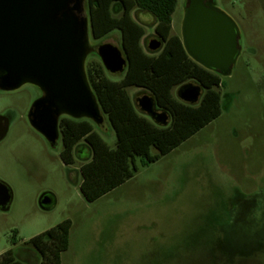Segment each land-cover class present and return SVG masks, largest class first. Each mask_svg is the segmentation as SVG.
I'll use <instances>...</instances> for the list:
<instances>
[{"label": "rangeland", "instance_id": "rangeland-1", "mask_svg": "<svg viewBox=\"0 0 264 264\" xmlns=\"http://www.w3.org/2000/svg\"><path fill=\"white\" fill-rule=\"evenodd\" d=\"M186 1L177 0L172 16L171 35L180 38ZM212 1L239 33L231 73L219 76L220 116L148 167L136 159V174L94 202L79 190V168L90 159L85 144L80 142L73 163L64 165L61 139L53 146L29 123L41 91L30 84L0 90V117L8 121L0 140V183L11 194L8 210L0 211V256L11 250L19 262L39 264L26 243L69 220V246L60 264H264V0ZM111 12L119 17L120 5L113 4ZM83 16L88 19L86 0ZM131 17L144 28L143 51L158 54L162 46L147 47L157 39L154 18L138 9ZM88 42L93 51L85 59V74L102 65L99 45L121 51L117 30L98 40L89 31ZM106 76L119 81L123 74ZM179 87L172 90L177 100ZM126 91L142 114L137 99L150 94L134 87ZM102 116L103 125L94 130L114 148V130ZM42 196L52 200L47 209L39 207Z\"/></svg>", "mask_w": 264, "mask_h": 264}, {"label": "trees", "instance_id": "trees-1", "mask_svg": "<svg viewBox=\"0 0 264 264\" xmlns=\"http://www.w3.org/2000/svg\"><path fill=\"white\" fill-rule=\"evenodd\" d=\"M121 7L119 17L111 12L113 4ZM90 33L94 40L119 31L121 49L127 67L119 81H111L102 65L88 67L86 77L98 102L114 130V148H109L86 119L68 117L59 122L64 165L74 161V149L83 142L90 159L79 168L80 193L87 202H94L130 180L137 172L136 159L148 167L180 146L220 116V78L193 62L185 53L181 38L171 35L172 16L177 0H86ZM134 9L150 14L155 20L154 34L162 42L156 55L143 51L144 28L134 21ZM189 81L203 90L198 105H187L172 95V90ZM140 88L154 99L156 108L170 121L165 127L156 125L139 114L126 91ZM155 153L151 154V150ZM71 223L64 220L32 237L26 243L38 255L39 264H60V254L68 249ZM16 241L13 242L15 244ZM0 264H23L12 251L0 256Z\"/></svg>", "mask_w": 264, "mask_h": 264}, {"label": "water", "instance_id": "water-1", "mask_svg": "<svg viewBox=\"0 0 264 264\" xmlns=\"http://www.w3.org/2000/svg\"><path fill=\"white\" fill-rule=\"evenodd\" d=\"M84 2L0 0V90L14 91L30 84L41 91L28 119L51 145L59 138L61 116L86 119L97 127L104 122L84 69L85 59L93 51L88 42L90 24L83 16ZM238 39L235 23L215 8L212 0L186 1L181 41L197 65L221 77L229 76L240 52ZM160 46L153 40L148 48L157 51ZM96 54L108 74L125 72L127 61L115 46L99 45ZM201 92L200 86L187 83L179 87L177 97L184 104L195 105ZM137 106L156 125H167L168 115L156 108L151 96L137 99ZM6 132V127L0 130V140ZM10 201V190L0 183V211H7ZM38 204L47 209L52 200L42 196Z\"/></svg>", "mask_w": 264, "mask_h": 264}, {"label": "flooded vegetation", "instance_id": "flooded-vegetation-1", "mask_svg": "<svg viewBox=\"0 0 264 264\" xmlns=\"http://www.w3.org/2000/svg\"><path fill=\"white\" fill-rule=\"evenodd\" d=\"M153 40H157V41H159L160 43H161V46H162V42L160 41V40H158V38L157 39H153ZM153 40H151V41H153ZM150 41V42H151ZM149 42V43H150ZM149 43H148V45H147V47L149 46ZM160 46V47H161ZM121 52H122V54H123V56H124V58H125V54H124V52L122 51V49H121ZM126 59V58H125ZM42 94V93H41ZM32 110V107L30 108V110H29V113H30V111ZM29 113H28V116H29ZM66 116H61L60 118H59V122H60V120L62 119V118H65ZM1 119H0V130H2V128H4V127H6V129H7V131H8V121H5L4 119H6V118H4V119H2L3 117H0ZM7 120V119H6ZM29 120V119H28ZM58 130H59V138L61 139V134H60V129H59V123H58ZM7 133V132H6ZM57 142V141H56ZM62 144V143H61ZM54 145H56V143L54 144ZM53 145V146H54ZM80 152V150H79V148L78 147H76L75 148V150H74V154H76V153H79Z\"/></svg>", "mask_w": 264, "mask_h": 264}]
</instances>
